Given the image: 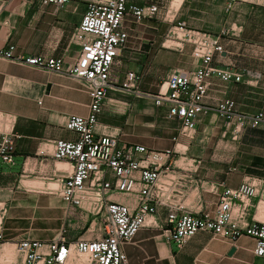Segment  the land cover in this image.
<instances>
[{"label": "crops", "instance_id": "crops-1", "mask_svg": "<svg viewBox=\"0 0 264 264\" xmlns=\"http://www.w3.org/2000/svg\"><path fill=\"white\" fill-rule=\"evenodd\" d=\"M42 2L0 0V50L13 45L14 55L61 59L69 66L79 55L73 36L85 5L81 0L62 6ZM129 2L157 6L153 0ZM260 3L235 5L225 16L221 0L170 1L169 12L178 11L189 29L208 32L204 24L211 23L212 34L219 35L232 25L234 37L239 38V46H233L235 42L224 44L225 52L216 58V64L239 72L242 80H214L206 106L212 108L218 100L230 99L241 114L264 112V65L246 63V41L242 39L246 34L257 35L258 52L260 57L264 55V3ZM246 14L258 15V28L244 20ZM153 23V18L125 21L128 40L112 67L111 83L116 88L107 92L99 126L117 133L119 145L169 152L162 164H169L170 171L159 180L166 191L163 203L184 212H213L221 184L235 189L246 178L258 180V193L250 200L247 220L264 223V125L246 128L234 139L233 127L227 128L221 118L209 112L199 117L196 134L187 139L179 134V123L166 117L164 108L119 89L128 71L141 75L136 91L153 94L170 73L194 69L191 46H164L163 33ZM89 102L81 82L0 57V134L19 136L14 164L0 161V234L4 240L0 247H14L12 260L3 259L4 264H21L16 246L23 239L48 243L64 238L73 244L90 238L93 217L67 205L58 194L71 166L55 162L46 147L59 140H77L75 133L64 128V120L87 116ZM40 150H45L44 156L38 155ZM109 198L135 208L132 197L111 194ZM166 216L167 207L162 205L156 213L160 226L140 229L124 246L126 264H264L253 254L254 240L246 236L232 244L198 232L178 250L161 228ZM231 249L234 252L229 255Z\"/></svg>", "mask_w": 264, "mask_h": 264}, {"label": "built area", "instance_id": "built-area-1", "mask_svg": "<svg viewBox=\"0 0 264 264\" xmlns=\"http://www.w3.org/2000/svg\"><path fill=\"white\" fill-rule=\"evenodd\" d=\"M42 1L43 4L62 6L70 0ZM81 1L85 9L73 36L74 44L79 47V55L73 64L64 66L61 59L14 55L13 45L0 50V57L11 62L64 74L81 82L90 100L87 116H68L64 120V128L75 133L77 140L46 144L55 162L71 166L58 194L67 205L93 217L90 238L79 239L73 244L64 238L48 243L23 239L16 246L21 264H79L78 258H84L82 264H126L124 246L132 242L140 229L160 226L156 213L162 205L167 207V216L161 228L178 250L198 232L232 244L246 236L254 240L253 254L264 263V223L247 220L250 200L258 193V180L246 178L235 189L221 184L213 212H184L175 205L163 203L166 191L159 180L170 171L169 164H162L169 152L150 151L133 144L119 145L118 134L98 124L107 92L116 88L111 83V70L127 44L125 21L154 18L158 7L154 4L137 6L129 0ZM221 1L225 12L230 13L236 4L264 0ZM177 30L182 32L181 37H177L181 40L180 49L185 43L191 46L194 69L170 73L153 94L136 91L141 75L128 71L119 89L164 108L166 117L179 123V134L187 139L196 134L199 117L209 112L221 118L227 128L233 127L234 139L246 128L264 125V112L241 114L230 99L218 100L212 108L204 103L214 80H242L239 72L216 64V58L225 52L222 40L235 36L232 25L223 28L219 35L189 29L185 22L178 23L172 34ZM18 139L15 133L0 134V161L3 164H14ZM38 155L44 156L45 150L38 151ZM111 194L132 197L135 208L110 200ZM3 242L0 234V245Z\"/></svg>", "mask_w": 264, "mask_h": 264}, {"label": "rangeland", "instance_id": "rangeland-1", "mask_svg": "<svg viewBox=\"0 0 264 264\" xmlns=\"http://www.w3.org/2000/svg\"><path fill=\"white\" fill-rule=\"evenodd\" d=\"M170 1L171 0H153V2H155L157 4V7H158V14L153 18V21H154L153 24L157 27V29L159 31H161L163 33L162 41L164 43V46L170 47V48L179 49L178 47L181 46L180 45L181 40L177 39V37L180 38L182 32L180 30H177L176 31L177 36H176V34L173 35L172 32L177 27L178 23L184 22V21L182 19H180L178 11L171 12V13L169 12ZM258 3L263 4L264 1H259ZM239 4L240 5H245V6H252L251 3H249V2L248 3L247 2L246 3H239ZM236 5H238V4H236ZM227 14H230V13H226L225 16ZM244 20L246 22L252 21L253 24H256V25H253V26H256L257 28L259 27V22H258L259 21V17H258V15L255 16V15L246 14V16L244 17ZM187 25L188 24L186 23V27H188ZM204 25L206 26L207 31L212 34L211 29H212V25L213 24L205 23ZM151 30L152 29H150V31ZM238 39L239 38H236L234 36H228V37H225L223 39V44L231 46L233 44L232 42H235L233 44V46H239L238 45V41H237ZM242 39H244L246 41V63L248 64L249 62H251V63H254V64L264 65V55L260 57V54L258 52V47H259L258 42L260 40L258 38V36L257 35H248V34H246V38H242ZM184 45H188V44L185 43ZM261 48H264V46L261 47ZM259 58L262 59V60L259 61ZM13 251H14V247L12 248V251L9 254L0 256V264H4L3 263V259H5L7 262L12 260V258L14 256L13 255ZM78 259H80V258H78ZM82 259L84 260V258H81V260Z\"/></svg>", "mask_w": 264, "mask_h": 264}, {"label": "bare ground", "instance_id": "bare-ground-1", "mask_svg": "<svg viewBox=\"0 0 264 264\" xmlns=\"http://www.w3.org/2000/svg\"><path fill=\"white\" fill-rule=\"evenodd\" d=\"M12 245H9V244H6V245H3L1 248H0V255H7V254H9L11 251H12ZM78 262H79V264H82L83 263V259L81 260V258L80 259H78L77 260Z\"/></svg>", "mask_w": 264, "mask_h": 264}, {"label": "water", "instance_id": "water-1", "mask_svg": "<svg viewBox=\"0 0 264 264\" xmlns=\"http://www.w3.org/2000/svg\"><path fill=\"white\" fill-rule=\"evenodd\" d=\"M233 252H234V250H233V249H231V250H230V252H229V255H230V254H232Z\"/></svg>", "mask_w": 264, "mask_h": 264}]
</instances>
